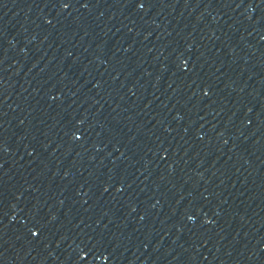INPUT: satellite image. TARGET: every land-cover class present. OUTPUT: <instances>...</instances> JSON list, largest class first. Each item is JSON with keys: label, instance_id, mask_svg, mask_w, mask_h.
<instances>
[{"label": "water", "instance_id": "obj_1", "mask_svg": "<svg viewBox=\"0 0 264 264\" xmlns=\"http://www.w3.org/2000/svg\"><path fill=\"white\" fill-rule=\"evenodd\" d=\"M0 211L45 264H264V0H0Z\"/></svg>", "mask_w": 264, "mask_h": 264}]
</instances>
